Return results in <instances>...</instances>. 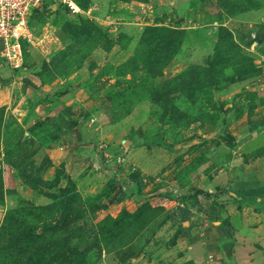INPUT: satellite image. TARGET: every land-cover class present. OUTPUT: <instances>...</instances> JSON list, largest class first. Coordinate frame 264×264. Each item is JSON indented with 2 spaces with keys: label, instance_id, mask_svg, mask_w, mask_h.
<instances>
[{
  "label": "rangeland",
  "instance_id": "1",
  "mask_svg": "<svg viewBox=\"0 0 264 264\" xmlns=\"http://www.w3.org/2000/svg\"><path fill=\"white\" fill-rule=\"evenodd\" d=\"M81 10L47 0L31 16L39 38L24 68H0V264H218L217 224L264 223V195L249 200L240 186L264 165V0ZM84 23L112 43L86 36L84 60L67 70L60 52ZM192 65L206 76L194 100L167 86ZM132 69L175 99L170 109L165 95L129 96ZM54 105L84 131L77 152Z\"/></svg>",
  "mask_w": 264,
  "mask_h": 264
},
{
  "label": "crops",
  "instance_id": "2",
  "mask_svg": "<svg viewBox=\"0 0 264 264\" xmlns=\"http://www.w3.org/2000/svg\"><path fill=\"white\" fill-rule=\"evenodd\" d=\"M1 66L2 65H0V68ZM28 78L33 82L34 86H37V87L32 86L29 89L32 91L34 90L40 91L41 88L38 85L39 84L38 77L35 74L28 73ZM54 101L56 103H60V100L58 99ZM49 113L50 115H52V117L53 116L56 117L57 122L64 129V134H63V136H65L64 138L68 137L67 139L73 140V143L71 144L74 146L71 148L72 149L71 151L80 147L81 145L79 143V139L81 140V134H84L82 128L80 126L77 127L75 126L74 128L70 127L69 116L65 115L55 105L51 107ZM73 152H77V151H73ZM247 177L249 178V180L243 181V184L240 185L241 187H243L241 192L244 195H247L249 200H255V199L256 201L260 200L261 196L264 195V165L261 166L260 169H258V171L257 169L256 170L254 169L252 172H249V175ZM235 185L236 183L233 186ZM234 205L235 206L237 205L236 198H234V201L231 202L230 207ZM251 205L254 204L251 203ZM234 227L235 228L232 227L230 231L227 230L226 227L223 226V224L219 223L216 226L217 228L216 231L218 232L217 234H215L213 240L218 242L222 241L223 252H224V258H218L217 263L218 264H264V223L262 222L260 224H250L249 221L247 220L244 221L242 219H238L234 223ZM226 243H230V245L226 247L225 246ZM257 247L262 248L260 249L261 252L258 251Z\"/></svg>",
  "mask_w": 264,
  "mask_h": 264
},
{
  "label": "trees",
  "instance_id": "3",
  "mask_svg": "<svg viewBox=\"0 0 264 264\" xmlns=\"http://www.w3.org/2000/svg\"><path fill=\"white\" fill-rule=\"evenodd\" d=\"M46 1H45V3H46ZM74 1L83 10H88V8L91 5V0H74ZM64 5L67 8H69V6L67 4H64ZM38 10L39 9H37V8L34 9L33 13L38 11ZM230 10L237 11V9H230ZM70 12H71V10H70ZM29 24L33 28L32 24H31V17L29 19ZM86 36H88L89 40H91L94 43V45H96L101 40H106L108 42V45L112 43V41H110L107 38V36H105L97 26H94L93 23L90 25H87L86 23H84L80 27L77 26L75 28V34H74V36H72L73 37L72 45L70 46V48L68 50H66V49L62 50L60 52V55H59L62 58L63 63H64L67 70L72 69V67L75 64H81L82 61L84 60L85 53H82L81 46L83 47ZM178 38H180V37H178ZM178 38H177V41H178ZM177 41H171L170 40L169 42H167L166 43L167 50L169 51L170 47L173 45V42L176 43ZM1 47H2V45L0 43V49H1ZM26 47H27V44H25V55H26ZM107 47H110V46H107ZM233 48H238V46L235 44L233 46ZM177 49H178V47H177ZM165 53H166V51L161 52L160 57L164 58ZM136 65H137V67L139 66L137 63V59H132L130 61V64L128 67L129 68L133 67V66L135 67ZM250 66H251V69L255 73L256 71L254 70V64H253V66L252 65H250ZM148 69H149V67H148ZM150 69H151L150 72L152 71L153 73H160L161 72V70H156V72H154V70L151 67H150ZM19 71H21V70H19ZM130 71H132L134 77L131 80H129V85L127 87L128 91L130 92L129 96L132 97L133 94H137V92H140L141 93L140 94L141 99L149 97V98L154 99V101H157L159 103V101H160L159 99H161V97H163L165 95L166 99L163 100V101H166V103L164 104V108L165 109L171 108V105L169 104V102H175V99H172L170 97L167 98V92L163 88L157 87L155 85H151L150 87L147 86L146 78L139 77V76L137 77V70H135L133 72V69H132ZM203 72H204V68H202L201 66L192 65L188 70L182 72L179 76H177L175 79H173L167 86L170 89H172L174 87L175 91H181L182 93L188 92L189 94H191V97L194 100L195 95L197 96V94H198V90H194L195 87L200 82L204 81L205 77H206L205 73H203ZM151 75H152V73H151ZM137 78H139V80H137ZM216 84L217 83L214 81H209V87L216 85ZM183 115H185V114H183ZM181 118H184V116ZM1 123H2V118L0 117V126H1ZM58 126H59V129L61 131H64V129L62 128V126L60 124ZM0 133H1V131H0ZM195 203L196 204L199 203V199L197 198V196H196V202ZM68 208H69V211H67V210L65 211V213H64L65 216L68 215V213H70V211H72L71 206ZM178 210H180V212H181L182 220L188 219L192 214V210L190 209V207H188L185 204H184V206L179 205Z\"/></svg>",
  "mask_w": 264,
  "mask_h": 264
},
{
  "label": "built area",
  "instance_id": "4",
  "mask_svg": "<svg viewBox=\"0 0 264 264\" xmlns=\"http://www.w3.org/2000/svg\"><path fill=\"white\" fill-rule=\"evenodd\" d=\"M46 0H0V65L14 71L25 66V44L33 46L38 35L29 24L34 9H40ZM73 14L82 11L74 0H60ZM27 48V47H26Z\"/></svg>",
  "mask_w": 264,
  "mask_h": 264
},
{
  "label": "water",
  "instance_id": "5",
  "mask_svg": "<svg viewBox=\"0 0 264 264\" xmlns=\"http://www.w3.org/2000/svg\"><path fill=\"white\" fill-rule=\"evenodd\" d=\"M230 245V243H226L225 246L228 247Z\"/></svg>",
  "mask_w": 264,
  "mask_h": 264
},
{
  "label": "bare ground",
  "instance_id": "6",
  "mask_svg": "<svg viewBox=\"0 0 264 264\" xmlns=\"http://www.w3.org/2000/svg\"><path fill=\"white\" fill-rule=\"evenodd\" d=\"M79 11H80V10H79ZM79 11H78V12H79Z\"/></svg>",
  "mask_w": 264,
  "mask_h": 264
}]
</instances>
